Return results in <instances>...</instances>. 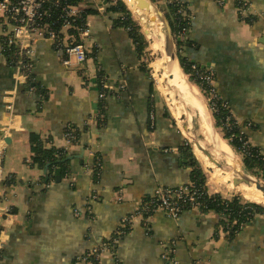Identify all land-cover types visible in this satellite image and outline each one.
Instances as JSON below:
<instances>
[{
    "label": "crops",
    "instance_id": "crops-1",
    "mask_svg": "<svg viewBox=\"0 0 264 264\" xmlns=\"http://www.w3.org/2000/svg\"><path fill=\"white\" fill-rule=\"evenodd\" d=\"M164 1L154 0L165 11ZM177 1L186 4L189 19L181 56L191 67L211 69L217 95L227 102L248 142L264 155V0H243L256 18L252 23L238 19L234 0ZM87 6L91 12L79 37L86 51L82 65L73 57L63 64L64 54L45 39L38 40L29 55L45 100L35 91H25L22 78L15 84V70L0 53V264H71L110 238L122 219L133 216L143 197L159 187L189 182L190 168L180 148L194 142L143 70L127 30L117 24L121 16L107 11L104 0H89ZM100 70L114 88L106 97L102 128L95 126ZM83 123L90 130L78 145L68 144L65 126ZM191 125L197 140L204 142L198 122L195 127L191 119ZM31 132L47 147L66 150L72 161L69 177L44 192H39L43 171L30 163ZM94 154L100 160L96 182L91 170ZM257 173L264 175V170ZM7 179L13 183L2 185ZM208 180L214 187L231 188V182L215 183L209 175ZM216 191L208 193L232 197ZM218 220L214 212L196 210L184 211L177 219L161 212L147 220L136 217L117 244L116 259L120 264H264V213L231 241ZM99 264L116 262L104 252Z\"/></svg>",
    "mask_w": 264,
    "mask_h": 264
},
{
    "label": "trees",
    "instance_id": "trees-1",
    "mask_svg": "<svg viewBox=\"0 0 264 264\" xmlns=\"http://www.w3.org/2000/svg\"><path fill=\"white\" fill-rule=\"evenodd\" d=\"M89 0H86V9L80 11L79 17L75 19L72 23V28L68 29V32L74 35V44L81 43L79 41V31L76 29H84L86 24V17L91 12L89 6H87ZM154 1V0H152ZM81 2V0H59L55 4L52 1H48L44 5V9L47 10V15L45 16L44 23L48 24L56 34L62 26L65 19L62 9L67 6H76ZM245 1L234 0V5L237 9L238 19L244 23H252L256 20L254 16L247 13L242 15L240 11L245 8ZM108 6L106 10L112 13H117L121 16L118 18L117 24L124 27L132 40V43L136 49L138 55H141L143 49L146 46V40L140 31L138 22H136L133 17H131V12L128 10L126 5L121 0H107ZM246 5L248 3L246 2ZM164 9L167 16L171 20L172 34L174 35L176 45L178 49L186 45L184 37L187 33L189 26V19L185 16L186 4L177 1L170 0L169 3L165 4ZM180 34V36H178ZM61 37V35H60ZM177 37H179L177 40ZM54 50H61L60 46L52 44ZM0 53L5 58L6 64L15 70L18 58L14 54L13 46L9 47L3 42V38H0ZM23 63H30L31 70L26 73V81L24 83L25 91H35L39 94L41 100H45L44 92L35 82V76L33 72V64L28 59L22 58ZM179 64L183 72L189 76L191 82L198 87L200 92L205 96L206 92L209 91V86L201 79L205 75V70L195 67L192 69L190 63H188L181 55L179 58ZM143 70L151 78L149 71L143 67ZM107 85V79L104 77V73L100 70L97 73L96 86L99 92L104 91V85ZM113 95V91H105V97L98 99V113L95 117V126L102 128L105 125L104 114L106 106V97ZM216 104V111L212 113L215 127L221 130V135L224 140H226L228 146L240 156L242 164L246 171L250 175H256L258 171L264 169L262 164V155L258 149L248 143L246 136L239 130V128L234 124V119L231 116L229 106L226 101L214 98L213 100ZM166 116L170 119L171 116L165 108ZM229 124V127H227ZM90 130V125L83 123L80 127L73 124H67L64 128V135L67 133H72L75 139L72 141V145H78L82 134L87 133ZM29 144H30V163L32 166L38 168L41 172L45 169V174L40 178L41 188L39 192H44L51 184L60 183L64 179H67L71 173V160L68 159V152L64 149L54 148L52 146L47 147L45 143L40 139V137L31 132L29 134ZM87 150V145L84 146ZM184 156L187 158L186 165L190 168L189 170V182L191 189L196 191V200L200 202V210L202 214L207 212H214L218 214L219 220L218 225L223 227V230L227 233L228 241L233 240L237 234L252 220L256 215L264 213V206L260 203H254L248 200L246 197L242 196H232L229 199L222 198L220 194H209L205 176L199 162L192 155V149L188 142L180 148ZM97 155L92 156L91 160V170L94 174L92 179L94 182L98 179V172L100 171V163ZM85 168V163L82 162L80 165ZM13 181L7 179L2 183V185H11ZM186 184V185H188ZM239 194V193H238ZM154 197L145 196L142 201L149 203L153 201ZM248 200V201H247ZM252 202V203H251ZM153 213L148 211L142 214V219L147 220L149 216ZM131 228V223L126 222L125 225L119 228V232L111 235L110 238L103 240L108 245L109 249L113 252L114 256L117 249L118 242L127 235ZM170 254L169 256H171ZM116 264L120 262L115 258ZM92 263L96 264L97 261L92 259Z\"/></svg>",
    "mask_w": 264,
    "mask_h": 264
},
{
    "label": "built area",
    "instance_id": "built-area-1",
    "mask_svg": "<svg viewBox=\"0 0 264 264\" xmlns=\"http://www.w3.org/2000/svg\"><path fill=\"white\" fill-rule=\"evenodd\" d=\"M48 1H52V3L55 4L59 0H0V38H3V42L6 46H13L14 54L18 58L14 75L15 84L18 83L19 78H22L25 83L27 77L25 72L31 70V64L23 63L22 58L31 61L29 55L33 52L35 43L40 39L48 40L52 44L61 47L60 51L65 56V59L62 61L63 64H68L67 57L75 58L76 62L80 65L86 60V51L83 45L81 43L74 44V35L68 32V29L72 28L73 21L79 17L81 6L85 4L86 0H81L76 6H67L62 9L65 19L58 31L59 34H56L48 24L44 23L45 16L47 15V10L44 9V5ZM169 2L170 0L164 1L165 4ZM244 5L245 8L240 11L243 16L250 10L246 2ZM76 30L79 31V37L85 32V28ZM178 36H180V34H178ZM64 38L68 39L70 42H64ZM178 38L179 37H177V40H179ZM192 69H195V67L192 66ZM201 79L209 86V91L206 92L205 97L207 106L210 112L213 113L216 111V104L213 101L214 98L219 100L221 98L215 91L214 74L211 69H206L205 75H203ZM103 88L105 90L98 94L99 99L105 97L106 90L113 91L114 89L109 84H105ZM6 107L10 109L11 105L7 104ZM234 124L238 127L235 120ZM227 127H229V124H227ZM64 138L66 142L71 145L75 136L72 133H67L64 135ZM262 160V164L264 165V156ZM153 197L154 200L149 203L140 200L133 216L131 215L122 219L115 233L119 232V228L123 227L126 222L132 223L134 218H142V214L148 211L151 213L161 212L171 219H177L184 211L196 210L202 214L200 202L196 200V191L191 189L190 184L177 188L159 187L155 190ZM88 209L89 207H86V210ZM74 214L75 216L79 215L77 211H74ZM104 252H110L113 258H116L106 242L101 241L82 257L73 260L71 264H79L80 261H89L92 263V259L97 261L96 264H99V257ZM162 257H164V255Z\"/></svg>",
    "mask_w": 264,
    "mask_h": 264
},
{
    "label": "bare ground",
    "instance_id": "bare-ground-1",
    "mask_svg": "<svg viewBox=\"0 0 264 264\" xmlns=\"http://www.w3.org/2000/svg\"><path fill=\"white\" fill-rule=\"evenodd\" d=\"M127 7L134 13V15H138L139 21L147 20V22L152 24L150 21V14L151 11L140 8L137 5L136 0H121ZM139 11V12H138ZM144 28H148L145 22H141ZM160 26V27H159ZM159 34L165 32L166 27L163 23L159 22L157 24ZM154 28V27H153ZM155 30V29H154ZM156 31V30H155ZM154 43V42H153ZM162 46V45H161ZM164 47V46H163ZM159 49V48H158ZM161 51V50H160ZM166 61V60H165ZM164 61V62H165ZM164 67H161L163 70L164 68V75L161 77V82L163 86L174 87L179 94H181L182 98L186 101L187 105L196 113L198 126L200 127L199 134L203 137V143L210 146L211 150L209 152H201L197 143H193V150L197 154L198 158L201 159L202 163L204 164L207 170L212 171L213 173H217V175L229 178L231 181L230 187L233 190L239 189L240 192L247 198L251 199L256 203H260L264 205V195L254 189V186H248L245 184H241L239 186L235 185L233 180L235 178L243 177V171L240 165H238L236 158L233 156L232 150L225 144V142L218 136L214 130L211 128L210 118L208 113L204 107L203 102L201 101L199 95L196 93L195 89L192 87L190 88L185 81L182 73L180 72L179 68L175 63H165ZM160 69V70H161ZM183 102V100H182ZM183 103H179L180 109L182 111L181 121H183ZM183 106V107H182ZM194 113V115H195ZM203 144V145H204ZM224 153L225 155H223ZM215 159L220 163L227 164L226 169L228 171L224 172L221 169L215 167L211 160Z\"/></svg>",
    "mask_w": 264,
    "mask_h": 264
},
{
    "label": "rangeland",
    "instance_id": "rangeland-1",
    "mask_svg": "<svg viewBox=\"0 0 264 264\" xmlns=\"http://www.w3.org/2000/svg\"><path fill=\"white\" fill-rule=\"evenodd\" d=\"M150 1L153 2L154 4H156L154 1H152V0H150ZM131 17H133V19L136 22H138V25L140 27V31H141L142 35L144 36V38L146 40V46L143 49L142 54H141L142 63L144 64V66L146 67V69L149 71V73H150V75H151V77L153 79V84L156 87V91L158 92V94L160 95V97L162 98V100L167 105L170 113L176 119V121H177V123H178L179 126H180L179 123H180V119H181V116L180 115L182 114V111L180 109L179 103H183L184 102V104H183L184 107L183 106L182 107H183V114L185 116V120L184 121H181V124H183V123L186 122V117H187L190 120L192 119L195 127H197V117H196V113H195V111L193 112V110L187 105L186 101L182 98L181 94H179L178 91H176V89L174 87H168V86H163L162 85L161 77L164 75L163 74L164 73L163 70L165 68L162 70L161 67H164V65H166L165 63H169V60L166 58V45L164 43L163 35L161 36L159 34L157 24L154 25L153 23L152 24L150 23L149 25H147L148 28H143V26L141 24V21L138 20V17H135L133 14H131ZM144 21L147 22V20H145V19H144ZM172 40H173L172 41V44H173L172 51L174 53H176L177 56L180 58V55H181L180 52L181 51H180V49H178V46L176 45L175 38H174V35L173 34H172ZM185 78L193 86V88L195 89L196 93L199 95V97L202 100L203 104L207 108V105H206L207 104L206 97L200 92V90L198 89V87L195 86L191 82V80L189 79V77L186 76ZM182 100H183V102H182ZM208 112H209L210 117L212 119L211 112L209 110H208ZM194 113H195V115H194ZM212 121L215 124L214 119H212ZM216 130H217L218 135L221 136V130L219 128H216ZM191 147H192V151H193V153H194L197 161L199 162L200 167H202V169H203L202 171H203L204 176H205V182H206L207 190H208L207 184L209 185L210 188H212V189L209 188L208 191H212L213 192V191H216L217 190L216 192H219V193L220 192H223L224 194H229V196H239V197H242L243 196V194L240 192L239 189H238V192H236V190H233L231 188L229 189V188H227L224 185L219 186V187H224V188H220V189H219V187L212 186L210 184L209 180H208V175L211 176L214 179L215 183H221L222 184V183L225 182L226 184H229L231 181H230L229 178H224V177H221V176H219L217 174H212L210 172V170H207L205 168L204 164L202 163L201 159H199L198 156H197V154L194 152V150H193V144H191ZM233 153L237 157V161L239 160L240 162H242L241 159H240V156L238 154H236L235 152H233ZM238 164L240 165L239 162H238ZM240 167H241V165H240ZM245 171H246V169H245ZM246 172L248 173V171H246ZM248 174L250 175V173H248ZM250 176L252 178H254L255 180L260 181L264 185V175H258V173H257L254 176L253 175H250ZM240 194L242 196H240ZM247 199H249V198H247ZM262 206H264V205L262 204Z\"/></svg>",
    "mask_w": 264,
    "mask_h": 264
},
{
    "label": "water",
    "instance_id": "water-1",
    "mask_svg": "<svg viewBox=\"0 0 264 264\" xmlns=\"http://www.w3.org/2000/svg\"><path fill=\"white\" fill-rule=\"evenodd\" d=\"M105 4L107 2V0H104ZM137 2V5L140 7V8H145L149 11H151V14H150V21L156 25L158 24L159 22L163 23L166 27V30L165 32L162 34L163 35V38H164V43L166 45V58L169 60V63H175L177 65V67L179 68L180 72L182 73L183 77L185 78L186 77V74L183 72L182 68L180 67V64H179V57L177 56L176 53H174L172 51L173 49V44H172V25H171V20L170 18L167 16V13L162 10L159 6H157L156 4H154L153 2H151L150 0H136ZM151 41V40H150ZM185 81H186V84L192 88L193 86L188 82V80L185 78ZM205 107V106H204ZM206 109V108H205ZM184 120H185V116L183 117ZM186 123L189 127V131L191 133V137H190V134L186 131L185 129V123L182 124L183 126V129L185 131V134L191 139L192 142L194 143H197L201 152L205 153V152H209L211 150L210 147H208L206 144H204L203 142H199L197 140V138L195 137V133H194V130H193V127L191 125V120L188 119L186 117ZM211 128L213 130V125H211ZM4 141L6 143H8L9 139L7 138H4ZM204 144V145H203ZM223 155H225L224 153H222ZM68 159H71V157H68ZM238 162L240 163L241 165V168H242V171H243V177H237L233 180L234 184L239 186L241 184H245V185H248V186H254V189L258 192H260L261 194L264 195V185L258 181V180H255L254 178H252L246 171H245V168L243 166V164H241L242 162H240L238 160ZM211 163L217 167L218 169H221L223 170L224 172H227L226 169V165L227 164H224V163H220L218 161H216L215 159H212L211 160ZM45 169L46 167L44 168L43 170V174H45ZM221 188H224V187H221Z\"/></svg>",
    "mask_w": 264,
    "mask_h": 264
}]
</instances>
